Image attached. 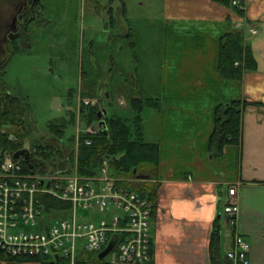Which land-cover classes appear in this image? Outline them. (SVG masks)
Returning a JSON list of instances; mask_svg holds the SVG:
<instances>
[{"label":"crops","instance_id":"obj_1","mask_svg":"<svg viewBox=\"0 0 264 264\" xmlns=\"http://www.w3.org/2000/svg\"><path fill=\"white\" fill-rule=\"evenodd\" d=\"M244 1L245 16L258 31L244 33L250 62L239 78L219 70L222 37L234 30L233 21L240 18L237 10L213 0H171L168 38L163 40L162 89L156 97L130 92V99L137 95L159 102L143 111V138L158 148L156 164L147 168L152 177L148 181L157 187L152 258L144 264H212L210 241L215 229L220 264H231L226 252L234 232L250 241V264H264V0ZM244 63L242 59L235 65ZM94 69L99 71V66ZM93 78H98L96 73ZM104 96L111 97L105 90ZM92 97L99 100L94 95L86 98ZM234 100L242 107L240 136L219 147L211 142L217 108ZM229 187H235L239 206L234 226L221 214ZM83 252L78 257L85 264H106ZM0 264L44 263L0 259ZM54 264L68 263L62 258Z\"/></svg>","mask_w":264,"mask_h":264},{"label":"rangeland","instance_id":"obj_2","mask_svg":"<svg viewBox=\"0 0 264 264\" xmlns=\"http://www.w3.org/2000/svg\"><path fill=\"white\" fill-rule=\"evenodd\" d=\"M16 1L0 0L1 3ZM60 3L61 7L58 5L56 9L63 15V24L58 31L62 34L55 36V42L59 37L63 44L51 41L48 34L41 38L30 37L28 49L18 48L10 53L5 66L4 81L12 94L23 100L25 118L33 126L30 138L25 142L26 148L37 140L50 141L48 124L66 119L70 110L76 111L77 121V105L82 103L79 101L78 104L79 97L98 96L102 108L96 107L97 112L104 108L107 111L103 120L116 110L127 116L130 92L142 97H156L164 81L163 40L168 38L166 19L171 0H61ZM53 15L50 10L46 17V26L52 30L56 25ZM27 27L33 36L41 32L39 26L28 24ZM7 30V25L0 21V44ZM2 48L0 45V54L4 52ZM93 65L99 66V71H94ZM95 73L98 78H93ZM107 81L111 82L109 86ZM104 90L111 97H105ZM54 99H58L59 107L54 106L57 105ZM81 118L80 114V128L97 127L96 120L85 127ZM76 126L77 122L67 123L59 139L65 154L70 152V140L75 138ZM103 159L109 164V157ZM145 173H148L147 169H140L131 180L141 183L148 179ZM82 215L93 221L104 217L96 209H80L77 213L79 220ZM223 219L222 215V237L227 231ZM224 250L225 246L221 245V253Z\"/></svg>","mask_w":264,"mask_h":264},{"label":"built area","instance_id":"obj_3","mask_svg":"<svg viewBox=\"0 0 264 264\" xmlns=\"http://www.w3.org/2000/svg\"><path fill=\"white\" fill-rule=\"evenodd\" d=\"M232 4L243 10V15L233 21L234 28L256 34V25L245 16V1L232 0ZM83 101L96 102L89 98ZM76 127L71 163L54 170H35L28 167L23 156L14 158L13 152H0V249L18 257L57 255L74 264L80 250L98 254L116 235L114 247L103 257L107 264L149 262L152 202L121 185L127 179L111 175L107 159L102 160L97 174L80 175L77 163L80 135L96 133L101 127L80 128L78 122ZM85 143L91 141L86 139ZM235 190L228 188V200L223 207L232 226L239 212ZM47 197L68 206L50 214L46 210ZM80 209H96L104 217L93 221L82 215L79 220ZM250 249V241L234 232L226 257L231 264H250Z\"/></svg>","mask_w":264,"mask_h":264},{"label":"trees","instance_id":"obj_4","mask_svg":"<svg viewBox=\"0 0 264 264\" xmlns=\"http://www.w3.org/2000/svg\"><path fill=\"white\" fill-rule=\"evenodd\" d=\"M225 6H230L231 0H213ZM233 6V5H232ZM240 15H243V10L233 6ZM240 29H235L227 32L222 37L219 53V70L229 77L239 78L242 69L248 66L250 56L247 48L243 44L244 33ZM20 47H16L14 51H7L0 54V152H14L25 147V142L30 138L33 126L25 118L26 105L18 96L13 95L9 91V87L4 81L5 66L10 53L16 52ZM245 62L244 65H235L236 62ZM85 97V96H84ZM159 102L156 98L141 99L134 95L130 99L129 110L127 116H123L119 110L113 111L110 115H105V127L96 133H81L80 143L78 147V172L80 175H95L99 172L104 157H109V172L111 175L119 177H128L127 180L120 182L127 189L137 192L140 196L150 200L153 204L152 214L156 208V184L148 181L152 178L148 173V179H143L141 183L130 181L138 175L140 169H147L157 162L158 148L155 143L147 142L143 138L142 124L143 111L145 107L158 106ZM97 105H88L81 103L78 108L79 115L81 114L82 124L88 126L93 120L98 119ZM242 107L238 100L231 101L227 106L217 108L215 128L211 135V142L221 147L232 140H238L240 136V119ZM76 111H69L66 119L50 122L47 126L50 141L45 143L37 140L29 148V160L33 168L38 171L54 170L64 163H71L72 154L74 153L73 145L74 138L70 141V153L65 154L61 149L59 142L54 140L60 139L63 130L67 123H75ZM54 134V135H53ZM12 135L13 139L9 136ZM52 138V139H51ZM89 139L90 144H86L85 140ZM143 176V177H144ZM146 177V178H147ZM68 203L47 197L46 210L53 213L62 208H66ZM218 229H215L210 241V258L212 264H220L218 250ZM93 255L94 259H99L97 254L89 251H84ZM82 256V255H81ZM81 258V259H80ZM78 257L74 264H85L86 260ZM0 259L3 260H20L32 259L40 260L44 264H50L54 257L52 256H33V257H18L11 256L0 249ZM59 260V259H58ZM67 260V259H66ZM56 261H54L55 263ZM67 263L70 264L69 260ZM107 264V263H106Z\"/></svg>","mask_w":264,"mask_h":264},{"label":"flooded vegetation","instance_id":"obj_5","mask_svg":"<svg viewBox=\"0 0 264 264\" xmlns=\"http://www.w3.org/2000/svg\"><path fill=\"white\" fill-rule=\"evenodd\" d=\"M60 1L61 0H17L14 3L0 2V21L8 27L0 44L3 46L2 52L14 51L13 49H16L17 46L20 48L26 47L28 49L31 38H38V36L41 38L47 34L50 40L55 42V36L62 34H59L58 31L59 26L63 24V15L62 11L58 13L56 9L58 5L61 7ZM111 2L108 5H111ZM106 8H108V6H106ZM50 10H53L54 15L52 18L54 17L56 20V25L53 30L51 29L52 27L48 29L46 26L48 24L47 14ZM43 22L44 26H42ZM28 24L34 27L39 26L42 33L40 32L38 35L36 34V36H33L31 31H27ZM8 42L11 43L8 45ZM55 43H59L60 45L63 44L59 37L56 39Z\"/></svg>","mask_w":264,"mask_h":264},{"label":"water","instance_id":"obj_6","mask_svg":"<svg viewBox=\"0 0 264 264\" xmlns=\"http://www.w3.org/2000/svg\"><path fill=\"white\" fill-rule=\"evenodd\" d=\"M54 102L57 103V105L54 104V106L59 107V103H58V99H54ZM98 117H101V112L98 111L97 113ZM100 124L101 125H105V121L103 119L100 120ZM20 155L24 156L25 161L28 163L29 167H32V164L29 162V150L27 148H21L16 150L13 153V157L14 158H18ZM42 184V182L40 181V185ZM117 240V236L114 235L111 240L109 241L107 247L105 249H103L99 254H98V258L102 259L115 245ZM52 264H54V261L51 262Z\"/></svg>","mask_w":264,"mask_h":264}]
</instances>
